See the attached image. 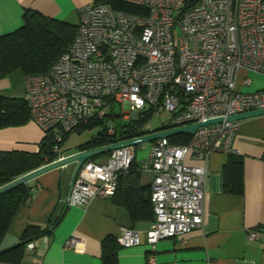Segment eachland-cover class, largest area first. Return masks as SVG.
Masks as SVG:
<instances>
[{
    "label": "built area",
    "instance_id": "2783aa9c",
    "mask_svg": "<svg viewBox=\"0 0 264 264\" xmlns=\"http://www.w3.org/2000/svg\"><path fill=\"white\" fill-rule=\"evenodd\" d=\"M121 1L136 12L114 10L103 0L79 7L70 46L45 73L25 75L22 97L30 119L52 134L53 161L65 156L60 146L64 133L110 111L124 123L146 118L125 139L222 118L199 126L185 144L161 137L114 149L105 161L80 166L67 205L110 198L119 175L136 159L137 147L146 150L139 169L151 177L154 218L145 237L154 247L160 239L182 238L203 223L206 164L188 165L186 156L206 163L215 151L235 154L238 121L226 118L264 109V89L236 87L240 71L264 73V0ZM249 83L245 75L243 84ZM161 113L167 116L156 125ZM114 129L111 122L107 133ZM115 240L121 247L136 246L141 232L122 226ZM77 243L72 237L65 246ZM34 248L35 240L25 245L27 252ZM154 262L149 256L148 264Z\"/></svg>",
    "mask_w": 264,
    "mask_h": 264
},
{
    "label": "crops",
    "instance_id": "0c3cea01",
    "mask_svg": "<svg viewBox=\"0 0 264 264\" xmlns=\"http://www.w3.org/2000/svg\"><path fill=\"white\" fill-rule=\"evenodd\" d=\"M92 0H0V36L23 24V13L30 9L44 16L76 25L78 8ZM247 75L250 83L243 84ZM25 75L19 70L0 79V94L22 96ZM236 87L251 92L264 89V73L240 71ZM44 132L31 119L20 126L0 129V150L36 151ZM83 143V142H82ZM235 155L242 157L241 195L225 192L223 169L228 153L212 152L206 163L189 155L191 166L206 164L207 182L203 198V223L182 238H163L151 247L145 230L151 220L134 222L141 232V243L117 249V264H264V115L238 121L233 139ZM64 151L65 155L77 152ZM106 155L92 159L103 162ZM74 164L47 171L29 181L30 197L21 205L0 241V250L21 242L29 225L48 227L58 218L50 233L35 240V248L25 251L20 264H101V244L128 226L125 210L110 198L95 197L86 205L71 206L66 195ZM142 173L141 186H150L151 177ZM50 227V226H49ZM51 227L49 228V230ZM256 233V237L250 234ZM78 239L75 247L66 240ZM0 264H10L0 261Z\"/></svg>",
    "mask_w": 264,
    "mask_h": 264
},
{
    "label": "trees",
    "instance_id": "16d2710c",
    "mask_svg": "<svg viewBox=\"0 0 264 264\" xmlns=\"http://www.w3.org/2000/svg\"><path fill=\"white\" fill-rule=\"evenodd\" d=\"M114 10L136 12L135 6L121 0H103ZM23 24L0 36V79L13 71L19 70L24 75L45 73L51 65L70 46L76 32V25L54 19L41 13L27 9L23 13ZM112 111L104 118L92 119L79 124L75 129L63 134L60 146L66 137L85 127L95 124L103 125V129L90 137L89 140L78 144L77 150L106 145L129 136H133L146 118L124 123L120 115ZM30 120L28 105L22 96H7L0 94V129L9 126H20ZM114 125V133H107V122ZM191 135L187 133L168 137L170 143L185 144ZM52 134H44L36 151L0 150V186L23 175L45 163L53 161L57 153L53 151ZM63 151V149H62ZM64 152V151H63ZM108 154V153H106ZM97 157V156H95ZM91 158L90 160L94 159ZM140 164L132 161L127 172L119 175L115 193L110 197L117 206L122 207L129 225L154 218L150 202V186H141L142 173ZM28 183L20 185L0 195V241L12 222L18 208L30 197ZM243 163L240 155L230 153L223 169V189L225 192L241 195L243 193ZM58 218L50 220L48 227L37 225L27 226L21 236V242L10 250L0 253V261L10 264H20L25 245L51 232ZM51 229L49 230V228ZM114 237H106L101 244V264H117L118 244Z\"/></svg>",
    "mask_w": 264,
    "mask_h": 264
},
{
    "label": "water",
    "instance_id": "95a60500",
    "mask_svg": "<svg viewBox=\"0 0 264 264\" xmlns=\"http://www.w3.org/2000/svg\"><path fill=\"white\" fill-rule=\"evenodd\" d=\"M260 115H264V109H258V110H252V111H247V112H243V113H239V114H235L232 116L227 117V120H232V121H239L242 119H246V118H250V117H255V116H260ZM222 118H215V119H209L205 122H198V123H192V124H188V125H184V126H180V127H176V128H170V129H163V130H159V131H155L153 133H149L146 135H142L139 137H135V138H130V139H125V140H121V141H116L113 143H109L106 145H101V146H97V147H92V148H88V149H84V150H79L77 152L65 155L64 157L57 159L55 161H51L48 163H45L23 175L18 176L17 178L3 184L0 186V195L8 192L20 185H23L29 181H31L32 179L36 178L37 176L50 171L52 169H56V168H63L66 167L67 165H71L74 164V168L72 171V175H71V180L69 183V187H68V191H67V195H66V202L69 199V196L71 194V190L73 187V183L75 180V177L77 175V172L80 168V166L82 165V163H84L87 160H90L91 158L97 156V155H101V154H106L114 149L123 147V146H127V145H138L141 143H145V142H151L153 140H156L158 138L161 137H169L172 135H176V134H181V133H187L189 135H193L195 130L202 125H207V124H213L216 122H221ZM19 244H24V242H19L17 244H15L14 246L7 248V249H3L0 250V253L10 250L11 248L19 245Z\"/></svg>",
    "mask_w": 264,
    "mask_h": 264
},
{
    "label": "rangeland",
    "instance_id": "374dc122",
    "mask_svg": "<svg viewBox=\"0 0 264 264\" xmlns=\"http://www.w3.org/2000/svg\"><path fill=\"white\" fill-rule=\"evenodd\" d=\"M166 116H167L166 114L161 113V116L155 119L156 125H159L160 123H162L164 119L166 118ZM110 124L111 123L108 121L107 125H110ZM102 129H103V125L95 124L89 127H85L81 131H74L66 137V139L61 144V148L63 149V151H71L75 149V147L78 144L89 140L92 135L97 134ZM101 155H106V154L104 153ZM145 155H146V150L141 149V147H137L135 161L139 163ZM97 156H100V155H97Z\"/></svg>",
    "mask_w": 264,
    "mask_h": 264
}]
</instances>
